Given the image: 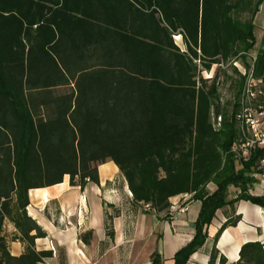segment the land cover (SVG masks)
<instances>
[{
	"label": "trees",
	"instance_id": "16d2710c",
	"mask_svg": "<svg viewBox=\"0 0 264 264\" xmlns=\"http://www.w3.org/2000/svg\"><path fill=\"white\" fill-rule=\"evenodd\" d=\"M262 3L0 0V264H38L52 255L35 249V239L46 232L27 213L30 188L59 183L66 174L80 188L97 183V166L107 159L133 200L149 210L167 212L178 194L200 201L193 236L175 251L173 264H185L205 242L218 209L230 212L214 240L239 219L235 202L263 205L264 196L248 189L264 148L247 160L230 151L240 138L236 114L245 80L233 62L248 68L253 19ZM176 32L185 50L174 43ZM212 64L218 66L213 76L203 78L201 71ZM222 65L236 73L229 82L232 102L221 101L220 86L228 82ZM253 76L264 93V35ZM5 218L17 230L12 237L25 244L19 255L8 249ZM89 237L81 235L84 242ZM217 257L226 262L213 246L207 264ZM150 264H161L157 252ZM230 264H264L263 243H242Z\"/></svg>",
	"mask_w": 264,
	"mask_h": 264
},
{
	"label": "crops",
	"instance_id": "0c3cea01",
	"mask_svg": "<svg viewBox=\"0 0 264 264\" xmlns=\"http://www.w3.org/2000/svg\"><path fill=\"white\" fill-rule=\"evenodd\" d=\"M253 22L254 54L264 35V3ZM97 171L99 181H87L82 188L70 185L66 174L59 183L28 190L27 213L46 232L35 239V249L52 252L38 264H150L153 252L159 254L161 264H173L175 251L193 236L200 201L184 193L170 198L167 212L144 210L133 200L124 176L112 160L98 164ZM214 187L209 184L211 190ZM235 190L230 188V196ZM251 194L264 196V187ZM234 209L239 219L214 240L230 211L223 207L215 212L207 225L205 242L185 264H207L213 246L226 258L224 264L238 259L240 246L246 241H260L264 246V204L241 199L235 202ZM86 232H90L88 242L81 239ZM16 233L13 222L5 218L3 234L13 255L25 249L23 242L12 237ZM214 264H219V257Z\"/></svg>",
	"mask_w": 264,
	"mask_h": 264
},
{
	"label": "built area",
	"instance_id": "2783aa9c",
	"mask_svg": "<svg viewBox=\"0 0 264 264\" xmlns=\"http://www.w3.org/2000/svg\"><path fill=\"white\" fill-rule=\"evenodd\" d=\"M256 53L246 56V68L242 63L239 71L245 76L244 84L240 92V108L236 114L239 123L240 138L234 142L230 151L239 159L247 160L250 153L257 147L264 148V93L261 89V79L253 76V63ZM238 67V62L234 61ZM239 64V65H240ZM263 97L261 100L257 98ZM221 116L217 115L214 119V126L218 127ZM256 181L248 189L250 193L261 190L264 187V156L260 160V168L254 174ZM256 189V190H255ZM144 210H149L148 204H143Z\"/></svg>",
	"mask_w": 264,
	"mask_h": 264
},
{
	"label": "rangeland",
	"instance_id": "374dc122",
	"mask_svg": "<svg viewBox=\"0 0 264 264\" xmlns=\"http://www.w3.org/2000/svg\"><path fill=\"white\" fill-rule=\"evenodd\" d=\"M173 41L174 43L179 47L180 50H185L186 49V44L185 41L183 39V36L180 33H175L172 35ZM254 51V49L252 50ZM239 64L241 63L240 60L237 61ZM238 67L236 65H234L238 70L241 66V64ZM217 65L216 64H212L210 70H205L203 69L201 71V75L203 78H208V77H212L215 70L217 69ZM221 69L220 70V74H221V78L222 77H228V82L226 84H224L223 86H220V94H221V101L225 102L226 100H229L230 102H232L233 97H234V92L235 89L234 87H230L229 86V82L233 79H236V73L233 71L232 69V65H222L220 66ZM259 98H257L258 100ZM229 108H231V106L229 105Z\"/></svg>",
	"mask_w": 264,
	"mask_h": 264
}]
</instances>
